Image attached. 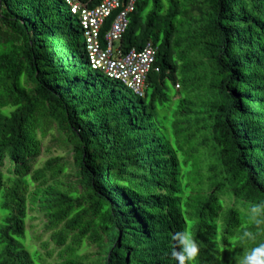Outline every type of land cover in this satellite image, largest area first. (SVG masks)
<instances>
[{"label":"trees","instance_id":"obj_1","mask_svg":"<svg viewBox=\"0 0 264 264\" xmlns=\"http://www.w3.org/2000/svg\"><path fill=\"white\" fill-rule=\"evenodd\" d=\"M150 43L142 98L93 68L67 0H0V264H176L183 231L196 264L264 244V0H138L116 48ZM49 136L73 163L36 169Z\"/></svg>","mask_w":264,"mask_h":264},{"label":"built area","instance_id":"obj_2","mask_svg":"<svg viewBox=\"0 0 264 264\" xmlns=\"http://www.w3.org/2000/svg\"><path fill=\"white\" fill-rule=\"evenodd\" d=\"M137 1L129 0L124 5V0H104L100 6L88 9L75 0H67L73 14H81L93 68L125 85L136 96L145 98L147 79L156 61V47L150 43L142 51L132 49L124 54L116 48V44L122 41L130 27V16ZM111 18L115 19L104 35V43L107 45L103 46L102 31Z\"/></svg>","mask_w":264,"mask_h":264},{"label":"rangeland","instance_id":"obj_3","mask_svg":"<svg viewBox=\"0 0 264 264\" xmlns=\"http://www.w3.org/2000/svg\"><path fill=\"white\" fill-rule=\"evenodd\" d=\"M52 136H49L47 139L44 140V152L46 150H50L51 152L44 153V155L38 159V161L35 164L36 169L43 166V164L52 157H62L67 160H72V156L66 151V149L56 146L54 143H52ZM8 164L6 168L3 170V172L7 175L8 174ZM72 168L74 166L72 165ZM28 231H29V243H32L33 245L37 246L38 248L40 245L44 242L50 241V235L51 233L47 231L45 222L40 218L39 214L37 213H31L30 219L28 220ZM40 238V239H39ZM54 248V245L52 246Z\"/></svg>","mask_w":264,"mask_h":264},{"label":"clouds","instance_id":"obj_4","mask_svg":"<svg viewBox=\"0 0 264 264\" xmlns=\"http://www.w3.org/2000/svg\"><path fill=\"white\" fill-rule=\"evenodd\" d=\"M253 211L260 212L261 208L258 206ZM176 236L180 237L181 251L171 250L169 256L175 259L176 264H196L200 248L191 233L188 231L174 233L172 238L174 239ZM241 264H264V244L252 249L251 253L241 260Z\"/></svg>","mask_w":264,"mask_h":264}]
</instances>
